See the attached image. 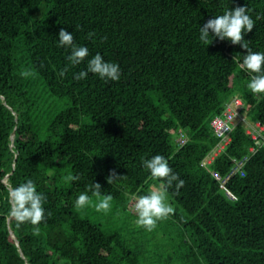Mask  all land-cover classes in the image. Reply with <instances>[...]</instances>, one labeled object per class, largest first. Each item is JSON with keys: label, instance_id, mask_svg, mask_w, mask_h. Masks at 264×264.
I'll use <instances>...</instances> for the list:
<instances>
[{"label": "trees", "instance_id": "16d2710c", "mask_svg": "<svg viewBox=\"0 0 264 264\" xmlns=\"http://www.w3.org/2000/svg\"><path fill=\"white\" fill-rule=\"evenodd\" d=\"M237 6L255 21L244 33L249 48L264 52V0H0V264H144L118 232L82 216L75 200L95 197L87 191L93 183L101 196L147 195L142 162L155 155L184 181L168 190L183 210L174 214L181 241L189 234L194 244L183 261L264 264L263 140L238 123L225 150L202 164L220 140L212 119L234 97L250 121L264 124V94L251 93L250 74L233 60L242 62L246 50L199 40L207 20ZM61 28L89 49L63 78L71 50L59 46ZM97 53L119 65L118 81L73 78ZM182 132L188 140L180 146ZM249 154L244 173L226 183L234 199L213 171L227 177ZM113 169L123 177L108 184ZM68 173L80 179L65 183ZM28 179L46 197L38 236L30 223L8 222V191Z\"/></svg>", "mask_w": 264, "mask_h": 264}, {"label": "clouds", "instance_id": "9594fccd", "mask_svg": "<svg viewBox=\"0 0 264 264\" xmlns=\"http://www.w3.org/2000/svg\"><path fill=\"white\" fill-rule=\"evenodd\" d=\"M250 9L244 6H237L234 9H227L222 15L215 16L199 28V40L203 45L208 46L214 38L220 41L228 40L233 45H240L246 50L242 62L235 56L233 58L240 68L250 74V80L247 84L248 89L255 95L264 94V52H254L249 48L244 39L245 32H251L255 26V21L249 15ZM262 17L257 15L256 19ZM211 33V34H210ZM94 33H89L91 39ZM59 46L69 48L71 54L67 57L68 65L61 69L59 75L61 78L69 71L70 67H76L86 60L89 56V49L86 46H78L74 43L73 34L61 28L58 34ZM89 73L97 75L104 80L118 81L121 70L118 64L105 61L104 57L97 53L91 59L87 60V67L74 74L77 81L87 78ZM33 73L24 71L22 77H29ZM143 167L150 173L151 179L159 181L158 186H154L147 195H141L135 198L133 205L137 216L135 224L148 232L155 230L158 222L167 220L175 214V209L168 201V190L173 187L178 191L184 185V181L179 175L173 173L169 167L167 159L162 155H155L151 159H145ZM123 176L119 175L115 169L110 170L107 176V183L113 184L119 181ZM65 183L74 182L80 179L79 175L68 173L63 178ZM94 196H101V185L93 183L88 190ZM10 200L9 218L14 219L17 225L30 223L33 226V235L40 234V224L45 220L44 202L46 197L37 191L35 183L28 179L19 186L11 187L8 191ZM112 195L103 196L98 202L93 203L87 192L81 193L75 200L77 209H84L86 206H92L97 212L108 213L111 210Z\"/></svg>", "mask_w": 264, "mask_h": 264}, {"label": "rangeland", "instance_id": "374dc122", "mask_svg": "<svg viewBox=\"0 0 264 264\" xmlns=\"http://www.w3.org/2000/svg\"><path fill=\"white\" fill-rule=\"evenodd\" d=\"M159 181L150 178L149 190L158 186ZM103 196L92 197L93 203L98 202ZM137 195L126 194L120 199L111 201V210L108 213L97 212L94 207L86 206L78 209L82 216L100 223L110 232H118L126 245L138 254L139 260L144 264H186L183 256L193 246V241L188 235V241L182 243L184 229L175 215L167 220L160 221L155 230L148 232L136 226L137 216L134 212V202ZM168 201L175 212L183 211L168 194Z\"/></svg>", "mask_w": 264, "mask_h": 264}, {"label": "built area", "instance_id": "2783aa9c", "mask_svg": "<svg viewBox=\"0 0 264 264\" xmlns=\"http://www.w3.org/2000/svg\"><path fill=\"white\" fill-rule=\"evenodd\" d=\"M244 106V100L240 96L234 97L232 100L226 103V106L222 113L214 116L212 119V126L215 133L219 136L220 140L213 151L203 160V165H210L214 158L225 148L232 140V131L238 123H243L247 127V131L252 135L254 139L261 138L264 143V124L260 121H250L246 115L242 112V107ZM188 140V135L182 132L178 138L180 146L184 145ZM257 151V147L252 145L250 147V153ZM249 155H245L243 158L235 159V164L233 165L230 174L227 177H223L219 172L213 171V174L222 183L223 188L226 190L227 194L236 199L235 193L227 186V181L229 176H232L238 172L244 173V167L249 159Z\"/></svg>", "mask_w": 264, "mask_h": 264}, {"label": "water", "instance_id": "95a60500", "mask_svg": "<svg viewBox=\"0 0 264 264\" xmlns=\"http://www.w3.org/2000/svg\"><path fill=\"white\" fill-rule=\"evenodd\" d=\"M15 134H16V131H15V129H14L13 132H12V134H11V141H12V144L14 143ZM8 178H9V173L6 175V178L4 179L5 182H8ZM10 220H11V218L8 217V222H9V223H10ZM9 229H10V232L12 233L13 237L16 239L17 244H19V241H18V239L16 238V236H15V234H14V232H13L12 227H11L10 224H9ZM19 249H20L21 254L24 256V252H23L22 248L20 247Z\"/></svg>", "mask_w": 264, "mask_h": 264}]
</instances>
